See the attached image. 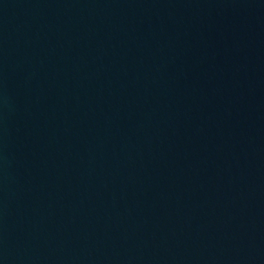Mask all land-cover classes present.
<instances>
[{
    "label": "water",
    "instance_id": "95a60500",
    "mask_svg": "<svg viewBox=\"0 0 264 264\" xmlns=\"http://www.w3.org/2000/svg\"><path fill=\"white\" fill-rule=\"evenodd\" d=\"M0 264H264V0H0Z\"/></svg>",
    "mask_w": 264,
    "mask_h": 264
}]
</instances>
